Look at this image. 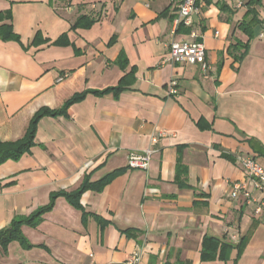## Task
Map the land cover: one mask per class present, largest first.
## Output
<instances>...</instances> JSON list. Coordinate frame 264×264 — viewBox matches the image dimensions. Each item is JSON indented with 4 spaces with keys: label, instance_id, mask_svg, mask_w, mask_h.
Returning a JSON list of instances; mask_svg holds the SVG:
<instances>
[{
    "label": "crops",
    "instance_id": "crops-1",
    "mask_svg": "<svg viewBox=\"0 0 264 264\" xmlns=\"http://www.w3.org/2000/svg\"><path fill=\"white\" fill-rule=\"evenodd\" d=\"M180 1L0 0L16 35L0 36V141L81 95L0 164V229L52 201L0 264H264V213L228 196L242 158L264 168V0L198 1L175 26ZM173 40L203 43L209 69L171 62ZM159 131L149 169L129 168Z\"/></svg>",
    "mask_w": 264,
    "mask_h": 264
},
{
    "label": "built area",
    "instance_id": "built-area-1",
    "mask_svg": "<svg viewBox=\"0 0 264 264\" xmlns=\"http://www.w3.org/2000/svg\"><path fill=\"white\" fill-rule=\"evenodd\" d=\"M203 0H181L177 8V16L174 24L190 25L192 15L197 11V2ZM238 7L241 5L240 0H233ZM168 58L173 63L195 65L198 64L203 72L209 69L205 59V46L200 42L176 41L173 40L168 45ZM60 76L58 80H61ZM168 93L176 95L178 93L177 82L171 80L168 84ZM165 135L164 131L152 134L150 144L140 152H130L127 155V166L131 169L147 171L150 167L152 155L154 153L153 145L158 139ZM245 179L231 183L228 196L232 200L243 199L245 204H251L253 214L256 216L264 213V199H257L253 190H264V168L252 156H246L241 159ZM140 260V251L136 250L127 259L124 264H137Z\"/></svg>",
    "mask_w": 264,
    "mask_h": 264
},
{
    "label": "trees",
    "instance_id": "trees-1",
    "mask_svg": "<svg viewBox=\"0 0 264 264\" xmlns=\"http://www.w3.org/2000/svg\"><path fill=\"white\" fill-rule=\"evenodd\" d=\"M253 15L256 16V14L253 12ZM5 16H9V11L5 13ZM245 31H247V28L244 27ZM0 36L3 38H9V37H15L11 25L10 24H3L0 26ZM65 40V35L62 34L58 39L57 43H62ZM81 95L75 94L73 97H71L63 106L62 108L58 110H51L45 107L40 108L38 111H36L32 118L30 119V122L28 124V127L24 133V135L17 140L13 141H0V164L6 161L7 159H16L18 158L22 153L27 151L30 146L32 145V139L35 132L36 123L44 115H55L59 113H66L68 107L75 101H77ZM110 176L105 177L99 182L96 183H89L87 180H85L79 188H77L75 191L72 192H59L56 194H53L51 199L53 200L55 196L57 195H65L68 199H70L74 204L77 205V199L79 195L87 188L91 189H100ZM52 206V201L44 206L40 207L38 210L33 212L31 215L27 217H14L10 223L0 229V249L3 253L6 252L7 246L11 241H18L23 247L29 248L32 246L31 243L28 242V240L25 238V236L21 232V226L22 225H28V226H35L38 221L40 220V216L42 213H44L46 210H48ZM211 238H207L204 240V249L202 251V256H205L206 247L211 242ZM169 264V263H166Z\"/></svg>",
    "mask_w": 264,
    "mask_h": 264
}]
</instances>
